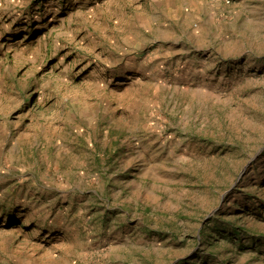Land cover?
Masks as SVG:
<instances>
[{"label": "rangeland", "instance_id": "374dc122", "mask_svg": "<svg viewBox=\"0 0 264 264\" xmlns=\"http://www.w3.org/2000/svg\"><path fill=\"white\" fill-rule=\"evenodd\" d=\"M0 264H264V0H0Z\"/></svg>", "mask_w": 264, "mask_h": 264}]
</instances>
